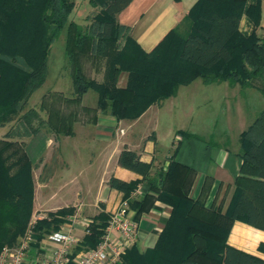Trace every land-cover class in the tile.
I'll list each match as a JSON object with an SVG mask.
<instances>
[{
  "label": "trees",
  "instance_id": "obj_1",
  "mask_svg": "<svg viewBox=\"0 0 264 264\" xmlns=\"http://www.w3.org/2000/svg\"><path fill=\"white\" fill-rule=\"evenodd\" d=\"M132 0H88L98 12L80 27L69 22L64 40V59L72 93L41 97L37 110L24 107L45 80L50 45L58 38L74 8L73 0H0V128L14 120L0 138V251L14 247L32 216L33 165L23 139L39 130L48 135L72 136V127L92 109L81 106L88 91L96 95L95 111L115 120L134 121L148 107L173 97L179 87L194 80L222 83L241 89L255 88L264 99V32L255 29L261 19V0H197L182 18L186 30H170L150 51L143 52L118 24L116 16ZM244 17L248 33L239 30ZM102 67L101 81L87 74ZM87 69V70H86ZM125 74L123 87L118 78ZM38 112L45 113L40 119ZM178 140L197 139L176 131ZM241 165L224 213L206 207L212 180L204 177L195 198L191 196L195 171L173 160L165 169L123 147L116 165L140 177L123 182L110 177L106 186L122 195L133 220L148 213L154 203L170 213L152 248L139 253L132 246L122 264H263L256 257L226 244L234 221L264 231V107L238 135ZM144 186L138 199L129 198L136 186ZM73 208H62L37 219L32 227L36 242L57 232ZM109 214L99 212L84 225L74 251L93 249L100 241Z\"/></svg>",
  "mask_w": 264,
  "mask_h": 264
},
{
  "label": "crops",
  "instance_id": "obj_2",
  "mask_svg": "<svg viewBox=\"0 0 264 264\" xmlns=\"http://www.w3.org/2000/svg\"><path fill=\"white\" fill-rule=\"evenodd\" d=\"M196 1L132 0L116 16V20L118 24L129 29L131 38L139 48L149 53L170 30L174 28L180 32L186 30L182 18ZM260 11V23L255 29L257 36L264 31V0L260 2ZM239 30L245 33L251 31V25L244 17L239 21ZM89 73L87 72L88 75ZM196 82L197 80H194L187 86L179 87L173 97L151 105L141 116L130 122L115 120L107 113L100 111L94 112L96 95L88 91L81 98V106L92 109V112L82 114L78 118V121L73 124L72 136L54 137L39 130L36 134L26 137L23 140L24 151L34 167L31 217L41 219L47 213H53L62 208H73V215L78 217V222L71 226L70 233L79 241L84 234L85 222L99 212L109 214L122 200L121 193L108 189L107 180L110 177L123 182L140 179L138 175L116 165L117 155L123 147L135 152L142 162H151L153 170L165 169L175 149L173 160L191 167L196 173L191 196L196 197L203 178L209 177L212 183L205 206L219 208L221 213H224L234 189L233 181L241 165L238 155V135L251 122L246 124L244 116L241 119L237 118L238 123L243 121V124L231 137L230 128H233V125L229 118L226 120V117L231 114V98L235 90H238L237 86H231L226 82L211 84H203L200 80L199 83ZM124 84L125 74H121L117 86L123 87ZM191 86H196L195 90ZM210 86H217L214 90L218 89L217 95H220L219 99L224 102L223 105L227 110L222 123L223 130L207 138H200L194 133L183 131L198 138L182 140H178L175 131L171 135L169 145L166 142L163 143L154 131L153 116L164 108V102H168L167 106H171L176 101L182 109L183 107L190 109L188 106L192 107L196 103L192 99L195 91L202 92L201 88ZM180 88H184L182 96L185 95V99H178ZM201 102L209 104L212 100L203 98ZM171 111L169 108V113ZM150 115L152 123L149 124L147 121ZM203 118L201 116L199 121L206 124L207 121ZM212 122L216 124L217 120L212 119ZM143 192L144 186L138 184L129 198L138 199ZM169 213L167 206L156 202L148 213L139 217L136 221L137 236L133 243L139 253L153 247ZM129 216L133 218L132 211ZM70 217L65 219V223ZM226 244L237 251L256 257L264 264V231L259 228L234 221L229 229ZM33 257L29 255L25 264H29Z\"/></svg>",
  "mask_w": 264,
  "mask_h": 264
},
{
  "label": "rangeland",
  "instance_id": "obj_3",
  "mask_svg": "<svg viewBox=\"0 0 264 264\" xmlns=\"http://www.w3.org/2000/svg\"><path fill=\"white\" fill-rule=\"evenodd\" d=\"M73 3L74 8L67 19L66 25L62 28L58 38L50 45V50L47 56L46 75L44 83L38 90L31 94L23 111L34 108L37 110L41 97L43 95H46L47 93L60 91V93L65 97L71 96L70 79L63 55L67 24L69 22H73L80 27H85L89 25V23H91L92 17L98 12V8H92L89 6L88 0H73ZM263 32L259 33V36H261ZM84 65L88 69H86L87 72H91L89 73V76L100 82L102 77L101 65H99L98 71L95 73L89 70L87 63ZM198 81L199 80H197V82ZM195 87L191 86V88L194 90ZM216 87L217 86L203 87L201 88L203 89L202 92L195 91V95L192 96V99L196 103L192 107L188 106V108L190 109H184V107L182 109L181 105L176 101L171 105L173 107L167 106L168 104L166 103L168 102H164V108L160 110V112H158L155 116H153L154 131L159 136L160 140L163 143L166 142L167 145H169L171 135L177 130L194 133L200 138H207L211 135L214 136L217 132L222 131V123L226 116L227 110L223 105L224 102L219 99L220 95H217L218 89L217 91L214 90L216 89ZM237 88L238 90H235V92L233 93V97L231 98V114L229 115V117H226V120L229 118L231 124L233 125V128H230L231 137L234 135V132L240 130L243 124V121H240L238 123V119H241L244 116L246 124H249V122H251L264 107V99L256 91L255 88H249L248 91L247 89H241L238 86ZM183 91L184 88H180L178 99H185V95L184 97L182 96L184 93ZM89 93L95 95L92 91H89ZM203 98H209L212 100V102L209 104H204L201 102ZM218 99L219 101H217ZM169 108H171L172 110L170 113ZM38 113L40 118H45L44 112ZM201 116H203V119L207 121L205 122L206 124H202L199 121V118ZM149 117L150 118L147 122H149L150 124L152 123V118L151 115ZM212 119L217 120L216 124L212 122ZM236 119L237 121H235ZM14 124L15 122L13 120L5 126V129L1 128L0 138L1 135L10 127H13ZM223 133H225V131Z\"/></svg>",
  "mask_w": 264,
  "mask_h": 264
},
{
  "label": "built area",
  "instance_id": "obj_4",
  "mask_svg": "<svg viewBox=\"0 0 264 264\" xmlns=\"http://www.w3.org/2000/svg\"><path fill=\"white\" fill-rule=\"evenodd\" d=\"M129 213L126 201H120L109 213L97 246L78 252L74 251L78 240L70 233L71 226L78 222L76 215L71 216L57 232L46 235L39 242L35 241L32 230L38 218L31 217L17 245L1 249L0 264H25L29 255L34 256L29 264H122L121 258L134 243L138 230L137 222Z\"/></svg>",
  "mask_w": 264,
  "mask_h": 264
}]
</instances>
